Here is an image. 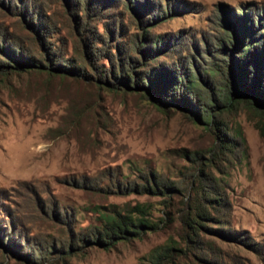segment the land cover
<instances>
[{
  "label": "rangeland",
  "instance_id": "rangeland-1",
  "mask_svg": "<svg viewBox=\"0 0 264 264\" xmlns=\"http://www.w3.org/2000/svg\"><path fill=\"white\" fill-rule=\"evenodd\" d=\"M70 2L0 0V25L19 33V23L32 14L49 19L54 27L49 40H60L64 56L77 61L82 22L105 39L99 44L104 47L115 38L113 29L120 39L124 34L139 40L147 29L152 36L160 35V45L166 42L158 58L146 61L148 66L158 60L176 67L184 62L198 76L213 56H226L220 38L239 20L241 26L243 10L252 26L260 28L255 35L264 33V0H92L90 7L78 0V19L73 11L77 4ZM86 58L96 60V72L111 64L103 55ZM145 94L27 71L0 81V264H30L16 254L18 249L32 248L36 255L39 247L44 251L67 236V225L78 230L97 224L112 209H127L137 201L151 202V218H158V197L103 192L98 185L137 178L146 168L174 177L186 162L182 148H206L212 136L181 109L159 108ZM231 124L245 138L240 161L226 175L232 224L246 229L252 240L217 243L228 251L229 264H264V140L243 109ZM179 233L180 224L174 221L109 249L87 247L70 264H151L153 249L180 240ZM191 256L179 262L205 264ZM38 257L34 264H62L56 255Z\"/></svg>",
  "mask_w": 264,
  "mask_h": 264
},
{
  "label": "trees",
  "instance_id": "trees-1",
  "mask_svg": "<svg viewBox=\"0 0 264 264\" xmlns=\"http://www.w3.org/2000/svg\"><path fill=\"white\" fill-rule=\"evenodd\" d=\"M70 1V6L78 3V0ZM84 1L85 6H92V0ZM132 7L143 15L140 6ZM74 9L78 19V4ZM243 12L241 26L239 20L237 27L230 33L224 32L220 38V50L226 56H213L200 76L184 62L176 67L158 60L148 66L146 61L155 58L166 42L162 40L160 45V35L159 38L152 36L147 29L141 31L142 40L124 34L120 39L113 29L115 38L104 47L99 44H105V39L95 31L89 32L88 23L82 22L79 47L82 54L79 52L77 61L75 56L70 55L71 59L64 56L60 40H49L54 28L49 19L32 14L24 24L19 23L23 28L19 33L0 25V81H9L27 71L45 73L48 79L80 77L110 90L146 93L157 107L181 109L212 136L206 148H182L181 155L186 162L174 177L156 168H146L139 170L137 178L109 179L108 184L98 185L103 192H136L158 197L161 214L156 220L151 218V202L137 201L127 209H112L97 224L78 227V230L67 225V236L51 242L44 251L39 247L36 255L32 248L18 249L16 254L30 264L36 263L38 254L56 255L62 264H70L72 256L86 253L87 247L97 245L109 249L121 240L174 221L180 224V240L156 246L150 255L151 264H181L182 258H193L191 254L205 264H229L228 251L217 239L238 244L252 240L246 229L241 231L232 224L233 202L226 178L236 160L240 161L245 145L244 136L231 124L239 110L249 113L264 140V33L259 31L255 35L260 28L255 29ZM260 20L259 16L258 23ZM100 55L106 56L111 64L96 72V60L91 63L86 57Z\"/></svg>",
  "mask_w": 264,
  "mask_h": 264
}]
</instances>
